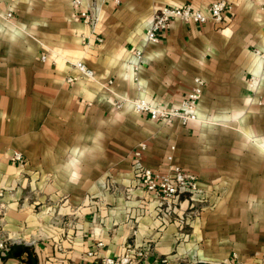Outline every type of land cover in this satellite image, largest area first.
<instances>
[{
    "label": "crops",
    "instance_id": "crops-1",
    "mask_svg": "<svg viewBox=\"0 0 264 264\" xmlns=\"http://www.w3.org/2000/svg\"><path fill=\"white\" fill-rule=\"evenodd\" d=\"M211 1L98 0L85 24L70 0H0V264H101L127 245L144 251L131 264H264L261 11L224 0L218 25L173 20L159 42L143 38L155 8ZM195 77L198 121H153L129 103L177 104ZM139 142L142 166L164 172L171 155L194 173L195 197L168 213L144 192Z\"/></svg>",
    "mask_w": 264,
    "mask_h": 264
},
{
    "label": "built area",
    "instance_id": "built-area-1",
    "mask_svg": "<svg viewBox=\"0 0 264 264\" xmlns=\"http://www.w3.org/2000/svg\"><path fill=\"white\" fill-rule=\"evenodd\" d=\"M70 0L71 13L70 17L73 20L80 21L85 24H93L96 22V2L98 0ZM259 10L261 11L260 24L261 29L264 31V0H252ZM228 8L224 0H213L207 6L205 11H201L188 4L179 6H160L155 8L147 24L143 30V38L146 42L157 43L160 40V34L167 30L173 20H179L187 23L201 24L209 21L215 25L221 23L223 13ZM5 18H9L10 14L6 13ZM101 41V39H97ZM258 53V52H256ZM134 59H139L140 52L133 53ZM44 59L42 55L40 57ZM135 61L132 63L133 66ZM72 66L79 71L83 76L91 78L92 72L87 69L80 61L73 62ZM264 81V73L260 76ZM67 81L72 78L67 77ZM203 87V81L198 77L193 78V85L185 93L177 104L169 105H150L143 99L130 100L132 108L138 112H144L148 118L168 124L172 119H178L181 123L198 121L195 110L198 104ZM123 100L116 102L115 107H119ZM145 143L139 142L131 151L132 165L134 168V176L138 181L140 187L144 192L156 198L158 205H164L165 212H171L174 203L179 198L181 193H188L189 199L195 197L198 192L196 189V176L190 170L183 169L180 166L171 163V155H166L165 160L168 166L164 172L151 170L142 166L140 159L143 151L145 150ZM171 149L173 147H170ZM9 160L17 163L19 167L23 164V157L18 151H12ZM1 197V191H0ZM3 208V203L0 201V212ZM97 245H101L97 242ZM3 243L0 241V248ZM88 255L90 252L87 253ZM144 251L136 249L133 245H127L123 254L117 258L102 257L101 264H131L135 259L142 258ZM155 264H174L167 261L164 257L154 261Z\"/></svg>",
    "mask_w": 264,
    "mask_h": 264
}]
</instances>
